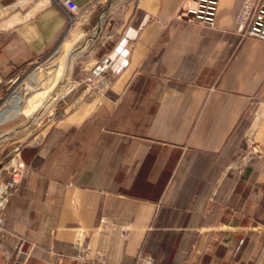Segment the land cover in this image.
<instances>
[{"label": "crops", "instance_id": "crops-1", "mask_svg": "<svg viewBox=\"0 0 264 264\" xmlns=\"http://www.w3.org/2000/svg\"><path fill=\"white\" fill-rule=\"evenodd\" d=\"M56 1L0 0V93L66 33ZM181 1L134 0L106 50L115 98L63 101L21 146L0 264H264V42L237 35L243 0L213 28Z\"/></svg>", "mask_w": 264, "mask_h": 264}, {"label": "rangeland", "instance_id": "rangeland-1", "mask_svg": "<svg viewBox=\"0 0 264 264\" xmlns=\"http://www.w3.org/2000/svg\"><path fill=\"white\" fill-rule=\"evenodd\" d=\"M133 4L134 0H96L93 13L97 12L98 23L93 31L86 29L89 19L68 27L50 53L31 64L18 79L6 84V90L2 93L4 100L0 103V149L10 151L19 144L24 145L48 118L57 116L63 110L60 109L63 101L76 98L85 90L87 83L75 86V81L81 75L86 77L93 61L98 59L101 51L110 47ZM93 34H96L93 41L84 47L85 41ZM65 39L64 54L61 44ZM75 49L81 51L77 57H71ZM61 53L65 56L56 59ZM67 61L74 63L71 67L66 66L61 73ZM33 72L40 73L36 80H32L35 77ZM47 87L51 88L47 95H40L39 89ZM16 94L19 97L14 102L11 96ZM244 155L245 152H240L236 160H241Z\"/></svg>", "mask_w": 264, "mask_h": 264}, {"label": "built area", "instance_id": "built-area-1", "mask_svg": "<svg viewBox=\"0 0 264 264\" xmlns=\"http://www.w3.org/2000/svg\"><path fill=\"white\" fill-rule=\"evenodd\" d=\"M219 0H182L177 8L175 18L190 25L203 28H213L215 14ZM68 19V27L85 22L93 11L95 1L80 8L72 0L56 1ZM236 33L241 39L252 38L264 42V0H243L236 17ZM36 62H34L35 64ZM19 76L11 78L7 84ZM110 52L106 51L93 61L90 73L85 77L81 75L75 86L87 83L86 89L91 94H105L107 87L111 86ZM73 84V87H75ZM84 91V90H83ZM82 91V92H83ZM8 95V94H7ZM7 97V96H6ZM4 95L0 93V103ZM21 144L15 146L8 159H0V232L3 233L2 214L8 199L14 195L26 177L28 165L21 155ZM3 236V234H2ZM1 236V237H2Z\"/></svg>", "mask_w": 264, "mask_h": 264}, {"label": "bare ground", "instance_id": "bare-ground-1", "mask_svg": "<svg viewBox=\"0 0 264 264\" xmlns=\"http://www.w3.org/2000/svg\"><path fill=\"white\" fill-rule=\"evenodd\" d=\"M66 40V39H65ZM65 40H63V41H65ZM62 41V42H63ZM59 57H57L56 59H58V58H60V54L58 55ZM52 62V61H51ZM41 71V70H40ZM43 71V70H42ZM32 74H34L35 75V77L32 79V80H36L37 79V77L40 75V73L39 74H37V73H35V72H33ZM109 87V86H108ZM108 87H107V89H108ZM91 94V89L90 88H88V89H86V90H84L83 92H81L77 97H76V99H85V98H87L89 95ZM12 98H13V101L14 102H16L17 101V98L19 97V95L18 94H16V95H14V96H11ZM11 98V99H12ZM11 101V100H10ZM8 107V106H7ZM9 108V107H8Z\"/></svg>", "mask_w": 264, "mask_h": 264}, {"label": "water", "instance_id": "water-1", "mask_svg": "<svg viewBox=\"0 0 264 264\" xmlns=\"http://www.w3.org/2000/svg\"><path fill=\"white\" fill-rule=\"evenodd\" d=\"M105 95H107L108 97H110V98H112V99L115 98V96H114L110 91H106V92H105Z\"/></svg>", "mask_w": 264, "mask_h": 264}]
</instances>
